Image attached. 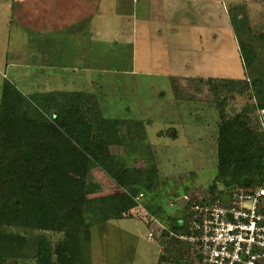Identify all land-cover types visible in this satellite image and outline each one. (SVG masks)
I'll return each mask as SVG.
<instances>
[{
	"label": "rangeland",
	"instance_id": "obj_1",
	"mask_svg": "<svg viewBox=\"0 0 264 264\" xmlns=\"http://www.w3.org/2000/svg\"><path fill=\"white\" fill-rule=\"evenodd\" d=\"M15 1L13 13H18L20 7L27 10L31 3V0ZM129 1L132 5L133 1ZM178 1L175 0L176 5ZM192 1L204 6V10L198 14L193 7L165 5L164 8L163 0H140L139 4H134L137 7L143 4L144 15L157 26H147L144 17L139 15L142 23L140 20L136 22L140 28L145 27L147 33H153L150 52L135 56V71L139 70L138 73L134 76L118 74L115 80L106 75L112 84L108 89L104 88V92L97 93L98 99L103 98L102 105L105 104L101 107L103 116L124 123L121 129L125 143L110 149L119 176L114 179L101 169L93 170L87 179V198L130 192L129 172L134 176L147 172L155 178L152 185L143 184L146 189L141 191L148 192L147 196L140 198L139 207L131 216L102 221L91 207L84 210L88 239L83 237L77 250L68 253L71 259L77 253L73 258L76 264H186L179 248L172 247L164 238H158L161 228L158 223L151 222V218L162 224L169 222L157 218L153 211L165 217H178L182 209L170 205L177 197L184 194L195 197L228 194L230 190L222 187L223 182L218 179L219 136L224 120L237 125L244 143H264V110L259 109L260 105L264 106V92H261L257 79L255 83L251 80L253 89L243 93L220 91L219 82H201V79L209 78L217 81L244 79L245 68L234 31L228 24V14L235 11L242 27L257 37L264 33V0ZM168 27L178 30L179 34L168 37ZM229 27L231 31L228 32ZM2 29L3 24H0V107L6 81L13 83L26 97L63 88L58 77L54 79L56 81L50 80V45L43 43L44 40L34 45V40L40 41L41 37L32 41L29 38L21 40L23 34L14 40L15 27L8 29V33L11 30L8 38ZM143 44L138 43L141 51ZM255 44L262 52L260 66L264 64V45ZM114 45L117 44L109 46L113 52L107 60L108 66L122 72L131 68V47ZM35 46L40 49L36 51ZM142 60L145 61L143 64ZM69 103L72 105V101ZM124 106H127L126 110ZM43 153H48L46 159H43ZM37 157L50 161V153L42 148L37 149ZM39 169V164L34 168L26 167L21 177L31 179L29 185L34 186L37 181L31 176ZM3 233L11 239H22L20 252L17 251L19 257L10 259L7 252L0 251L5 264H37L36 247L40 240L46 242L56 264L59 262L58 249L68 240L66 233L6 227Z\"/></svg>",
	"mask_w": 264,
	"mask_h": 264
},
{
	"label": "trees",
	"instance_id": "obj_2",
	"mask_svg": "<svg viewBox=\"0 0 264 264\" xmlns=\"http://www.w3.org/2000/svg\"><path fill=\"white\" fill-rule=\"evenodd\" d=\"M229 19L245 77L219 81L209 78L201 79V82H219L220 91L243 93L251 91V80L255 83L257 79L261 92H264V64L258 66L262 52L255 44L264 45V33L255 37L250 30L243 28L235 11H229ZM259 109L264 110V106L260 105ZM224 123L219 136L218 156V179L222 180V187L230 190L228 193L242 190L245 179H249L252 186L261 185L264 182V143H244L237 125L225 120ZM123 124L120 120L103 116L100 100L95 95L50 92L26 97L13 83L6 81L0 107L1 252H7L10 259H14L19 257L17 251L19 253L22 246V239L5 236L4 227L66 233L68 240L58 249L59 262L56 264H76L73 258L77 253L72 259L68 253L77 250L83 237L88 239L84 215L87 207L94 209L96 217H101L102 221L134 214L140 204L136 199L145 198L148 193L141 191L146 189L143 184L152 185L155 175L145 172L140 173V177V174L134 176L129 172L130 192L96 199H88L86 194L87 179L93 170L101 169L114 179L119 176L110 149L125 143ZM40 148L50 153V161L37 157ZM46 154L43 153V159L48 157ZM35 164H39L40 169L31 176L37 181L31 186L32 180H24L21 173L26 167L34 168ZM152 214L169 222L171 229H177L178 217H165L155 211ZM171 246L179 248L174 240ZM36 249L37 264H54L52 252L44 240H40ZM178 251L182 254L180 249ZM5 262L0 257V264Z\"/></svg>",
	"mask_w": 264,
	"mask_h": 264
},
{
	"label": "crops",
	"instance_id": "obj_3",
	"mask_svg": "<svg viewBox=\"0 0 264 264\" xmlns=\"http://www.w3.org/2000/svg\"><path fill=\"white\" fill-rule=\"evenodd\" d=\"M132 1L131 5L129 0H31L30 6L27 5V10L20 7L16 14L13 13L15 9L12 8L13 4L14 7L16 6L15 0H0V24H3L2 31L8 38H10L11 31L8 33V29L15 27L14 40L23 34L21 40L29 38V41H32L33 38L37 40L41 37L40 41L34 40V45L43 40V43L50 45V80L58 77L63 86V88H53L50 92L54 90L67 93H93L92 95L98 97V92H104V88L108 89L112 84L111 81L108 82L106 75L114 77V80L118 74L134 76L139 71H135V56L140 57V52L149 53L151 50L150 43L153 40L151 39L153 33H147L145 27L140 28L136 21L140 20L142 23V19H139L141 14L147 26L155 24L156 27L157 24L144 15L146 10L143 4L139 7L134 5L139 4L140 0ZM178 2L179 7H193L197 9L198 14L204 10L202 9L204 6L200 7L192 0L185 2L179 0ZM176 3L175 0H163L161 4L165 8V5L177 7ZM228 24L231 26L230 19ZM86 28H88L89 35L86 34ZM166 32L168 37L170 34H179L178 30L169 27ZM111 43L117 44L114 46L131 47L133 54L131 68L122 72L108 66L110 63L107 60L113 52V48H109ZM138 43H144L142 51L138 49ZM35 47L36 51L40 49L38 46ZM38 54L40 55L39 52ZM141 58L143 59V56ZM144 62L142 60L141 64ZM142 68L145 67L142 66ZM145 72L152 74L150 71ZM101 86L103 87L100 88ZM102 99H99L100 105L104 107L105 104L101 103ZM124 108L126 110L127 106ZM137 114L141 115L140 112Z\"/></svg>",
	"mask_w": 264,
	"mask_h": 264
},
{
	"label": "built area",
	"instance_id": "obj_4",
	"mask_svg": "<svg viewBox=\"0 0 264 264\" xmlns=\"http://www.w3.org/2000/svg\"><path fill=\"white\" fill-rule=\"evenodd\" d=\"M170 205L182 209L176 230L150 221L158 238L178 243L186 264H264V182L215 197L184 194Z\"/></svg>",
	"mask_w": 264,
	"mask_h": 264
},
{
	"label": "water",
	"instance_id": "obj_5",
	"mask_svg": "<svg viewBox=\"0 0 264 264\" xmlns=\"http://www.w3.org/2000/svg\"><path fill=\"white\" fill-rule=\"evenodd\" d=\"M174 134L175 133H172V135H174ZM243 184L245 187H249L251 185V181L249 179H245Z\"/></svg>",
	"mask_w": 264,
	"mask_h": 264
}]
</instances>
